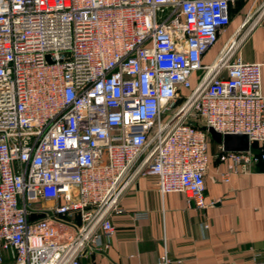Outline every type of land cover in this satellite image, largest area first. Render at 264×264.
<instances>
[{
	"label": "built area",
	"instance_id": "built-area-1",
	"mask_svg": "<svg viewBox=\"0 0 264 264\" xmlns=\"http://www.w3.org/2000/svg\"><path fill=\"white\" fill-rule=\"evenodd\" d=\"M235 1L0 0V264H84L139 177L205 208L209 128L257 143L222 181L264 165L261 65L237 54L264 0L202 61Z\"/></svg>",
	"mask_w": 264,
	"mask_h": 264
},
{
	"label": "crops",
	"instance_id": "crops-1",
	"mask_svg": "<svg viewBox=\"0 0 264 264\" xmlns=\"http://www.w3.org/2000/svg\"><path fill=\"white\" fill-rule=\"evenodd\" d=\"M250 4V0H236L231 6L223 44L240 27ZM237 54L244 63L261 65L264 94V27L251 30ZM216 55L209 51L203 63L210 64ZM223 157H210L203 209L188 205L180 193L161 198L155 178H137L121 196L123 212L111 217L115 232L108 248L87 250L83 263L157 264L166 254L169 264H252L253 253H259L258 261L263 262L264 165L230 174L224 182L221 175L227 171V160ZM140 212L147 218L134 220L132 215Z\"/></svg>",
	"mask_w": 264,
	"mask_h": 264
},
{
	"label": "water",
	"instance_id": "water-1",
	"mask_svg": "<svg viewBox=\"0 0 264 264\" xmlns=\"http://www.w3.org/2000/svg\"><path fill=\"white\" fill-rule=\"evenodd\" d=\"M207 132L209 134L210 139L215 144H217L224 153L247 152L250 147L251 148L257 147V143L256 142L250 143L246 135H229V134L220 135L211 128L207 129ZM42 217L43 215H39L38 217L31 215L28 217V221L31 222L36 218H42Z\"/></svg>",
	"mask_w": 264,
	"mask_h": 264
},
{
	"label": "rangeland",
	"instance_id": "rangeland-1",
	"mask_svg": "<svg viewBox=\"0 0 264 264\" xmlns=\"http://www.w3.org/2000/svg\"><path fill=\"white\" fill-rule=\"evenodd\" d=\"M243 34H244V29L239 32L237 38L242 39ZM236 35H237V33H236ZM236 35H235V37H236ZM219 39H220V41L214 47H212V49L210 50V53L213 56L216 53H218V51L222 48L225 36L224 37L222 36ZM209 153H210V157L213 159H216V157L218 155L222 154L221 148L217 144H215L211 139L209 141Z\"/></svg>",
	"mask_w": 264,
	"mask_h": 264
}]
</instances>
